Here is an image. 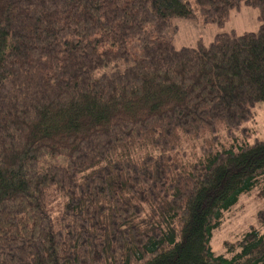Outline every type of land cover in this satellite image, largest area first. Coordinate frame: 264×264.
Wrapping results in <instances>:
<instances>
[{
  "label": "trees",
  "instance_id": "trees-1",
  "mask_svg": "<svg viewBox=\"0 0 264 264\" xmlns=\"http://www.w3.org/2000/svg\"><path fill=\"white\" fill-rule=\"evenodd\" d=\"M243 4L258 30L174 45ZM260 102L264 0H0V264H264V228L211 244L264 197Z\"/></svg>",
  "mask_w": 264,
  "mask_h": 264
},
{
  "label": "rangeland",
  "instance_id": "rangeland-1",
  "mask_svg": "<svg viewBox=\"0 0 264 264\" xmlns=\"http://www.w3.org/2000/svg\"><path fill=\"white\" fill-rule=\"evenodd\" d=\"M259 14V8L256 6L243 4L232 9L223 23L205 21L200 12L195 18L176 17L172 21L171 36L176 48L195 46L200 40L208 45L216 34L221 32L234 31L241 34L245 31L258 30L262 24ZM245 126L248 129V135L245 136L248 142L264 139V102L256 105L253 118L245 123ZM220 132L223 143H229L230 138L226 131ZM238 138L239 140L244 138L241 131H238ZM193 149L195 150V147ZM261 210H264V197L257 187L243 193L235 205L224 211L220 225L213 231L211 240L213 250L217 254L228 255L230 254L227 250L228 244L236 243L252 227L262 230L264 226L260 222Z\"/></svg>",
  "mask_w": 264,
  "mask_h": 264
}]
</instances>
